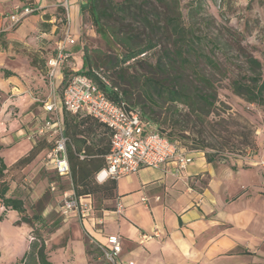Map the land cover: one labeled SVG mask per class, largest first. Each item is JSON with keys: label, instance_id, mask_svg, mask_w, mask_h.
Returning <instances> with one entry per match:
<instances>
[{"label": "crops", "instance_id": "obj_1", "mask_svg": "<svg viewBox=\"0 0 264 264\" xmlns=\"http://www.w3.org/2000/svg\"><path fill=\"white\" fill-rule=\"evenodd\" d=\"M72 1L71 22L78 25L79 0ZM61 2L0 0V156L7 166L34 147L37 140L31 138V130L46 115L43 109L46 101L54 100L59 105L67 147L71 139L66 123L78 125L80 130L89 127L88 144L102 135L98 123L106 127L84 112H68L61 104L63 69L81 73L82 47L69 46V58L59 67L54 79L48 76V60L56 54L65 33L66 25L60 26L57 8ZM26 6L34 7V12L11 27V16L20 15ZM60 31L62 38H58ZM71 34L77 38L73 30ZM77 137L86 139L83 134ZM50 149L42 150L23 169L27 175L37 170V187L31 195L37 201L48 192L44 181L49 180L41 174V158ZM189 152L193 161L181 175L175 173L176 164L171 162L160 168H140L118 180L98 182L103 185L116 181L114 197L104 199L97 193L107 201L105 204L97 205V194H87L92 201L94 219H101L102 223L76 216L62 220L45 240L52 264H104L91 251L89 239L99 246H107V239L113 234L122 238L119 264L129 261L135 264H264V165L261 164L264 155L257 151L248 155L247 166H230L218 159L208 161L205 151ZM80 157L83 159L85 154L82 152ZM60 177L71 179L73 184L72 174ZM50 185L52 191L57 190L54 183ZM72 190L75 191L74 185L63 194ZM49 195L42 203L41 212L48 220L53 212L62 215L60 204ZM119 199L125 205L122 214L115 212ZM19 219L16 210L0 202L1 258L3 247L14 236L18 235L22 247L10 264L21 259L29 249L26 238L29 226L17 224ZM19 250L15 247L10 255Z\"/></svg>", "mask_w": 264, "mask_h": 264}, {"label": "trees", "instance_id": "obj_2", "mask_svg": "<svg viewBox=\"0 0 264 264\" xmlns=\"http://www.w3.org/2000/svg\"><path fill=\"white\" fill-rule=\"evenodd\" d=\"M152 4L153 7L146 8V5ZM162 4L168 11L159 10L158 5ZM250 4L249 2L248 6ZM87 8L97 31L105 37H110L121 49V53L117 57L118 63L122 65L130 64L132 61L141 63L146 62L144 56L152 55L154 57V63L150 65L151 76L146 78L145 92L149 98L156 97L169 104L170 117L166 115L163 120L156 122L159 126L169 125L172 127L170 132H173L167 134L164 130H157L159 133L189 151H205L210 162L217 160L224 147L234 146V150H239L242 154L258 151V145L251 129L231 132L229 127L223 124V119L212 125L217 136L221 138L215 144L204 143L200 137L193 133V128L198 125V122L211 124V121L208 120L209 115L215 108L218 99L215 80L207 70L209 72L214 70L228 76L232 92L249 103L264 104L263 64L259 58L244 49L239 40V32L227 29L228 33L226 36L224 35V39H220V36L211 38L198 35L194 27L184 23L177 0H152L151 2L86 0L81 5V12L84 13ZM63 20L65 21V19ZM234 44L237 45L243 57L242 65L237 67L239 70L237 75H231L232 63H229V58L226 56L229 47L233 48ZM83 50L84 67L80 72L102 85L93 74V69L104 67H92L86 48ZM217 50L224 52L226 56L224 62L217 57ZM105 71L108 73L106 69ZM63 74L62 85L65 89L75 72L64 68ZM105 90L112 100L121 102L122 99L128 111L138 108L127 102L126 93L122 89L119 88L122 98H119L111 88ZM179 105H183L187 110L183 116L184 119L179 117L181 115ZM139 110L142 118L151 124L149 121L151 117L141 109ZM190 123H192V127L187 125ZM66 124L67 135L71 139L67 153L76 194L81 196L100 193L104 199L114 197L116 181L111 180L100 185L94 180L97 172L105 166L106 155L110 152L111 132L108 127L98 123L97 127L100 128L102 135L88 144L89 127L80 130L78 125ZM189 129L191 131L187 134L186 131ZM174 130H177L178 137L173 135L175 134ZM78 134H83L86 139L77 137ZM237 137H242V140L236 142L235 138ZM51 140L46 137L37 139L30 152L11 166H7L3 157L0 156V202L20 214L17 224L25 223L34 228L37 223L43 222V217L42 213L37 211H33L32 215L28 214L25 199L11 189L8 175L14 169L22 171L35 160L42 150L50 149L53 146ZM240 146L242 147L240 148ZM208 148H211L212 151H209ZM82 152L85 154L83 159L80 157ZM37 235L20 259L22 264H52L45 240L40 238L39 232Z\"/></svg>", "mask_w": 264, "mask_h": 264}, {"label": "rangeland", "instance_id": "obj_3", "mask_svg": "<svg viewBox=\"0 0 264 264\" xmlns=\"http://www.w3.org/2000/svg\"><path fill=\"white\" fill-rule=\"evenodd\" d=\"M148 1L152 0H138ZM179 11L182 14L184 23L186 25H191L196 30L198 35L209 36L220 39H224L226 36L227 29L239 32V40L244 49L260 59L263 64V74H264V0H177ZM86 0H79V22L78 25L71 22V31L77 34L76 43L74 46L86 48L88 56L91 59V66L104 67L109 74L111 82L117 85L120 89L125 91L127 102L141 109L144 113H147L151 117L149 120L152 124V128L155 130H164L165 133L171 134L172 127L169 125L159 126L156 121L163 120V118L168 115L170 117V112L167 103L154 97L149 98L145 92L146 78L151 76V64L154 63V57L152 55L144 56L146 62L135 63L130 62V64H120L118 63L117 57L121 53V49L110 39V37H105L97 31L96 26L90 16L88 8L81 12V5L85 3ZM249 2L251 3L248 6ZM73 1L70 0V10L72 8ZM159 10L164 12L168 11L167 8L162 4L158 5ZM153 7L146 5V8ZM58 12L60 13V26L64 28L66 21H64V8L58 6ZM58 38H62V32H58ZM236 44L234 47H229L228 56L229 63H232L231 75H237L239 72L238 65H242L241 53L238 50ZM226 56L223 51L217 50V57L220 61L224 62ZM207 72L214 78L215 84L218 92V99L216 101L215 108L211 111L209 115V124L200 123L193 128L195 135L200 137L204 143H217L219 138L216 131L213 128V124L217 121L223 119V124L229 127L231 132L242 131L245 129H251L254 133L256 143L258 145L259 152L264 155V104L257 105L249 103L240 96L234 94L229 86L228 76H224L223 73L217 71ZM49 76V74H48ZM54 79V78H53ZM60 90L63 91V85L61 84ZM181 109V119L187 113L186 108L183 105H179ZM175 119V118H174ZM192 127V123L187 124ZM190 129L186 131L187 134L190 133ZM173 134L178 137L177 130H174ZM50 139V138H49ZM236 142L241 141L242 137L235 138ZM52 141V140H51ZM53 143V142H51ZM240 145V143H239ZM242 146H240L241 148ZM233 149V150H232ZM212 151L211 148H208ZM251 154V153H250ZM249 154H242L239 150H234V146L224 147L221 149L219 157L221 163L230 166H247L246 162L248 160ZM47 154L45 153L41 158L42 169L41 174L46 175L49 182L44 181V189L48 191L40 201L37 198H32V193L37 187V170L34 174L27 175L23 170L14 169L8 175L10 179L11 189L19 193L25 199L27 204L28 214L32 215L33 211L42 212V203L52 195L53 199L57 204H60L63 198V191L72 188L71 179L61 178L54 171L48 169L45 165ZM264 165V160L261 163ZM26 178V179H25ZM14 179V181H12ZM94 180L96 177L94 176ZM51 183H54L57 187L56 191L51 190ZM97 205L105 204L107 201L100 198V195H95ZM62 220L65 219L62 215L57 212H53L50 220L43 218V222L37 223L34 228L29 227L27 230L26 238L29 242L34 241L37 238V233L41 235V239H48L50 231L55 228ZM9 236L12 234L8 233ZM18 235L14 236L13 240L9 242L2 249L3 257L0 255V264H10L11 260L16 254L21 253V246L19 245ZM91 251L98 254L101 257V262L104 264H111L104 256L101 247L95 242H91ZM19 247L18 253L10 252ZM11 264H22V262L17 260Z\"/></svg>", "mask_w": 264, "mask_h": 264}, {"label": "built area", "instance_id": "obj_4", "mask_svg": "<svg viewBox=\"0 0 264 264\" xmlns=\"http://www.w3.org/2000/svg\"><path fill=\"white\" fill-rule=\"evenodd\" d=\"M61 6L64 8L66 27L64 37L58 43L56 54L48 60L50 79L55 77L59 67L69 58V46L76 43L75 37L71 34L70 0H62ZM34 10V7L26 6L20 15H12L10 26L18 25ZM93 74L102 85L85 74L76 72L63 91L61 104L68 112L74 114L84 112L96 118L111 132L110 152L106 155L105 166L97 172L96 180L98 182L108 179L118 180L140 168H160L171 162L176 164L175 173L183 174L193 161L189 150L153 129L152 125L142 118L138 108L128 111L122 99L121 102L112 100L106 88H111L119 98H122V93L112 84L104 68H94ZM43 109L46 115L41 119L40 124L31 130V138L35 141L42 137L52 139L53 146L47 154L45 165L59 176L71 177L67 154L68 138L59 114V105L54 100L46 101ZM124 210L125 205L119 199L115 212L122 214ZM60 212L65 219L76 216L80 219L91 218L92 222L95 220L96 223H102L101 219H94L92 215L93 205L90 196L77 195L74 190L63 194ZM100 247L111 264H119V255L122 252L120 235H110L107 246L100 245ZM128 264L135 262L129 261Z\"/></svg>", "mask_w": 264, "mask_h": 264}]
</instances>
